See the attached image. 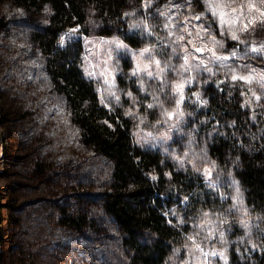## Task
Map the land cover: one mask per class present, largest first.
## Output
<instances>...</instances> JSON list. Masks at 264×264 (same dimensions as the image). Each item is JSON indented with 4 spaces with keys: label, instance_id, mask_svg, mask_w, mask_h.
<instances>
[{
    "label": "rangeland",
    "instance_id": "374dc122",
    "mask_svg": "<svg viewBox=\"0 0 264 264\" xmlns=\"http://www.w3.org/2000/svg\"><path fill=\"white\" fill-rule=\"evenodd\" d=\"M175 1L157 5V15L169 8L165 35L161 46L147 52L127 47L121 37L85 36L77 28L59 38L61 45L82 41L81 69L94 83L101 106L117 108L130 118L134 139L170 154L176 149L173 139L182 135L177 130L184 90L192 80L213 75L211 66L221 65L245 85L251 105L264 97V0H197L192 7ZM34 23L42 20H29L10 2L0 4V264H124L125 253L100 205L109 189V163L79 143V132L49 83L43 57L31 44ZM212 37L220 43L213 46ZM196 47L204 51L196 52ZM213 47L216 56L208 50ZM124 61L129 67L121 77L124 86H119L116 78ZM185 136L178 150L183 163L214 187L218 178L211 163L200 145L187 146L190 136ZM233 194L224 195L232 199L229 210L237 217L242 242L254 251L252 240H246L254 219L242 205L236 206ZM81 202L96 221L90 234L57 222L61 211L73 216ZM223 228L217 243L200 245L196 236H187L180 264L224 263L227 250L237 242H228L225 237L231 232Z\"/></svg>",
    "mask_w": 264,
    "mask_h": 264
},
{
    "label": "trees",
    "instance_id": "16d2710c",
    "mask_svg": "<svg viewBox=\"0 0 264 264\" xmlns=\"http://www.w3.org/2000/svg\"><path fill=\"white\" fill-rule=\"evenodd\" d=\"M165 1L176 2L0 0V4L10 2L29 20H42L33 25L31 44L43 57L49 83L77 128L79 143L109 163V189L100 205L125 253L124 264H180L187 236H196L200 245L217 243L222 227L231 232L225 239L237 242L222 264H264V97L251 105L245 85L230 78L221 65L211 66L213 75L192 80L184 90L177 130L182 135L173 139L176 149L170 154L134 139L130 118L117 108L101 106L94 83L81 69L82 41L59 43L63 31L77 28L85 36L121 37L131 49L161 46L169 8L162 16L155 11ZM179 1L189 7L197 2ZM122 64L116 78L119 86L129 67L126 61ZM187 134V146L200 145L211 163L218 178L214 187L206 186L204 176L183 163L178 150ZM230 191L236 206L242 205L254 219L246 236L254 251L241 240L237 217L229 210L232 199L224 196ZM81 205L73 216L61 211L57 222L75 233L95 232L96 221Z\"/></svg>",
    "mask_w": 264,
    "mask_h": 264
},
{
    "label": "snow or ice",
    "instance_id": "6c2138e0",
    "mask_svg": "<svg viewBox=\"0 0 264 264\" xmlns=\"http://www.w3.org/2000/svg\"><path fill=\"white\" fill-rule=\"evenodd\" d=\"M146 6H147V5H146ZM212 14H213V16H216V15H217V11H216V8H215V7H213ZM194 18H195L196 20H200V19H201V16L197 15V16H195ZM220 22H221V24L224 23V19H223V14H222V13L220 14ZM197 27H201V26H200V25H197ZM201 31H207V29L204 28V27H201ZM189 35H191V33H189ZM209 35H210V34H209ZM178 39L183 40L184 37H183V36H180ZM200 39H204V38H203V37H200ZM232 39H237V37H236L235 35H233V36H232ZM189 43H192V41H189ZM212 43H213V46H215L216 44H219L220 42H219L218 40H216L215 37H212ZM117 46H118V47H122L123 45H122L120 42H117ZM208 50H209V51H212V54H213L214 56H216V52L214 51V47H213L212 49H208ZM144 51L147 52L148 49H145ZM195 51H196V52H202V51H204V49L201 48V47H196V48H195ZM254 51H255V49H254ZM216 58H217V59H227V57H220V56H217ZM187 59H188V57L185 56V60H186V61H187ZM158 63H159V62H157V64H158ZM209 71H210V69H209ZM135 74H136V73L134 72L133 75H135ZM148 75H149V77H151V76H152V73H151V72H148ZM233 79L235 80L236 77L233 76ZM180 89H181V96H182V85L180 86ZM129 95H131V93H129ZM102 103H103V101H102ZM177 104H179V101H177ZM149 107H152V105L150 104ZM105 123H107V122H105ZM109 126H110V125H109ZM153 179H156V177H153Z\"/></svg>",
    "mask_w": 264,
    "mask_h": 264
}]
</instances>
